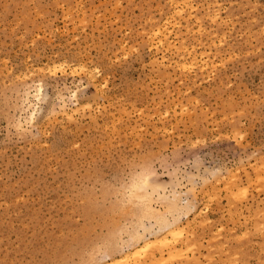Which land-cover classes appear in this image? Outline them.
<instances>
[{"label":"rangeland","instance_id":"374dc122","mask_svg":"<svg viewBox=\"0 0 264 264\" xmlns=\"http://www.w3.org/2000/svg\"><path fill=\"white\" fill-rule=\"evenodd\" d=\"M0 264H264V0H0Z\"/></svg>","mask_w":264,"mask_h":264},{"label":"bare ground","instance_id":"6f19581e","mask_svg":"<svg viewBox=\"0 0 264 264\" xmlns=\"http://www.w3.org/2000/svg\"><path fill=\"white\" fill-rule=\"evenodd\" d=\"M139 182V181H138ZM145 182H143V181H141V183L140 184H138V186L139 187H142L141 189H145V188H143L144 186H145V184H144ZM146 185H148V184H146ZM135 188V187H134ZM137 188V187H136ZM137 191V190H136ZM142 192H140V191H138V193L139 194H141V195H145V191L144 190H141ZM175 195V194H174ZM162 196V195H161ZM163 198V197H162ZM143 199H145V198H143ZM165 199V198H164ZM170 201L169 202H171L170 204H172V201L171 200H173L174 201V198L172 199H169ZM169 202H168V204H169ZM175 202V201H174ZM176 203V202H175ZM175 203H173L174 204V207H177L176 205L177 204H175ZM169 204V205H170ZM172 204V205H173ZM149 206V205H148ZM150 207V206H149ZM148 209H150V208H147V212L149 211ZM152 211H155V214L152 212ZM152 212V214H150ZM151 212L149 211V213L148 214H150L151 215V217H153V219L152 220H154V222H157V223H164V221L166 220L165 219V217H164V215L162 214V213H158V212H156V210H151ZM147 216V215H146ZM150 216L149 217H147V218H151ZM151 220V221H152ZM165 224V223H164Z\"/></svg>","mask_w":264,"mask_h":264}]
</instances>
